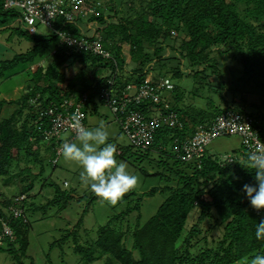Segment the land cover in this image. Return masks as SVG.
<instances>
[{"label": "trees", "instance_id": "trees-1", "mask_svg": "<svg viewBox=\"0 0 264 264\" xmlns=\"http://www.w3.org/2000/svg\"><path fill=\"white\" fill-rule=\"evenodd\" d=\"M92 3L98 11L93 20L97 25L95 30L110 58L90 52L67 54L64 47H58L51 54L57 36L52 33L31 35L19 26L15 31L31 43L30 47L0 60L1 84L19 72L30 74L22 95L10 101L16 108L0 121V177L4 176L6 182L15 177L9 175V171L12 164L22 161L21 154L27 163L39 166L36 174L29 166L21 168L18 175L27 173L29 177L21 179L23 184L17 195L0 203V232L3 220H8L13 231V238H4L0 250L8 251L18 260L27 246V216L37 209L44 213L61 201L65 206L71 197H78L48 182V186L54 187V195L43 205L37 206L31 201L34 183L44 174L45 158L38 144L45 143V149L53 152L62 134H70L69 140L76 137L71 131H63L45 139L44 131L50 127V117L45 111L60 110L72 95L78 100L87 92L83 106L85 123L84 108L99 94L101 87L109 85V78L114 79L117 90H122L129 83L137 85L145 80L157 83L165 77L171 81L188 77L192 78V84L187 93L192 98L203 97L205 105L196 108L187 104L186 91L173 84L162 96L165 91L170 93L165 97L169 104L167 109L177 112L182 128L159 126L148 149L129 145L117 152L125 160L132 157L147 161V169L133 161L130 163L145 179H153L155 183L143 192L134 188L126 192L116 202L122 205L121 210L115 212V207H111L113 215L97 228V237L92 243L83 246L73 237L74 252L82 257L84 264L102 257L103 264H250L256 254H264V240L255 238L256 224L264 220V210L254 209L243 191L244 184L257 183L256 169L250 166L248 152L243 147L238 155H232L231 162L208 155L206 151L199 159L183 161L177 157L174 139L181 141L196 128L208 126L226 108L244 111V105L227 103L228 81L235 85L231 93L239 95L237 100L232 97L231 102H247L241 90L248 91L259 99L258 104L251 105L264 112V0H104L101 4L92 0ZM15 18V11L4 9L0 0V31L7 29ZM173 31L177 32L176 36L172 35ZM125 44L128 57L123 50ZM218 45L224 47L217 51L219 54L233 61H243L239 77L224 78L216 61L218 48H213ZM43 58L48 60L46 64H34ZM76 62L81 67L67 80L61 69ZM31 65L36 67L30 72ZM149 74H152L151 79L147 80ZM214 76L218 77L215 82L210 80ZM206 90L218 92L223 107L216 105L212 96H203ZM6 103L0 99V109ZM138 108L145 115L150 114L146 105ZM260 124L264 136V115ZM54 160L47 158L46 162ZM156 192L166 196L143 224L137 222L139 213L132 230L114 225L133 211L140 212L142 199ZM20 195H25L21 202L24 217L13 218L9 206ZM95 198L97 196L89 197L80 220L67 229L63 240L81 224L88 204ZM195 208L197 221L187 228L188 215ZM204 220L209 221L205 229L199 226ZM215 228H221L222 233L211 242L207 233ZM129 240L130 246H127Z\"/></svg>", "mask_w": 264, "mask_h": 264}, {"label": "rangeland", "instance_id": "rangeland-1", "mask_svg": "<svg viewBox=\"0 0 264 264\" xmlns=\"http://www.w3.org/2000/svg\"><path fill=\"white\" fill-rule=\"evenodd\" d=\"M94 1L99 2L100 4L104 2V0ZM93 5L95 7L94 3ZM73 11L75 24H65L66 26L64 25L63 29L69 32L73 37H79L81 34L86 36L92 35L94 26L91 27V24L94 23V15L97 14L98 11L95 9L94 14L89 13L85 8H73ZM56 25L59 26L60 23L57 22ZM17 27H19V24L16 19H13L7 29L0 31V60L9 59L14 53L25 52L30 47L31 43L15 31V28ZM38 33L45 34L47 33V29L39 26ZM176 33V31H173L172 35L176 36ZM213 48H218L215 50L216 61L218 63V67L221 68L223 72L224 78L229 80L230 78L233 79L239 77L241 68L243 67V61L240 62L239 59L233 61L230 57H224L222 54H219L217 51L224 50L223 46L218 45L213 46ZM123 50L127 55L128 45H123ZM36 62L37 64L44 65L46 64L45 62H48V60L43 58L41 60H36L34 64H36ZM35 67L36 65H31L29 71L31 72V70ZM80 67L81 64L76 62L73 65L62 68L61 70L64 71L65 77L68 80L75 76ZM26 72L27 71H22L9 77L5 82H3V84H1L2 81L0 80V99L7 101V103L0 109V121L7 118L16 108V105L11 104L10 101L18 99L22 95L24 91L23 89L28 83L27 80L30 81L28 79L30 74L28 75ZM150 75L152 74L147 76V80L151 79ZM217 78L218 77L214 76L211 77L210 80L215 82ZM171 82L186 91L185 97L187 98V104H193L196 108L205 105L203 97L198 96L192 98L190 93H187V89L190 87V84H192V78L189 79L188 77H183L181 79H172ZM228 86L229 91H227V103L229 102L235 106L244 105V111L252 114L261 121L264 112L251 105L253 103H259V99L256 94H252L248 91L247 93L246 91L241 90L243 95L246 96L247 102L236 101L233 103L231 102L232 97H235L237 100L239 95L231 93L235 88V85L231 81H228ZM169 94L170 93L168 91H165L163 95L166 97ZM203 94V96H212L216 105H222L221 100L218 98V92L215 93V91L206 90ZM221 107H223V105ZM84 111L86 114V128L94 129L102 122L105 129L109 133L108 142L116 146L117 161L126 163L128 170L138 177V183L135 185L134 189L137 192L148 190L152 186V183H155V181L150 178L145 179L141 172L130 163L133 161L147 169L148 162L145 160H133L132 157L125 160L117 155L118 149L129 147L130 143L127 136L120 129L112 112L100 99L99 94L93 97L92 101H90L84 108ZM75 138L76 137L69 140L70 134H62L53 152L45 149L47 147L45 143L38 144L40 147L39 152L40 154H43L45 158L44 174L41 176L40 180L34 183V187L31 191V194H33L31 201H33L37 206L43 205L54 195V187L48 186V182H53L59 186L61 190H64L67 193L76 194L78 197H71V200L67 202L65 206H63V201H61L60 205L56 203L47 208L44 213L42 210L37 209L34 214L27 216L29 228L27 233V246L24 254H21L20 252V257L17 260L8 251L0 250V264H84L82 257L78 253L74 252L75 243L72 238H77L78 243L83 246H86L88 243H92V241H94L97 237V228L105 225L107 220L113 215L114 211L119 212L121 210L122 205H118L117 203L113 204L98 197L91 189L90 181L88 183L81 181V172L83 171L81 166H79L76 162L65 160L61 155L62 144L64 142L75 141ZM57 149H60L59 153L56 152ZM242 149L243 146L239 137L231 135L217 137L212 140V142L206 146V153L218 158H224L230 155H238ZM20 158H22V161H20L17 165L12 164L10 168L9 175L13 174L15 176L11 181L6 182L4 181V176L0 177V203L4 199H10L12 196L17 195L18 190L23 184L21 179L29 177V174L27 173L21 176L18 175L21 168L29 166L32 168L33 174L38 172L39 166H35L23 160L24 154H21ZM47 158L55 159V162L47 163ZM149 171L152 172L153 170L149 169ZM43 182L46 183V185L43 186ZM64 182H67V186L63 185ZM91 195L97 196V198H95L92 203L88 204L90 206L85 212L81 224L76 227L74 233H71L68 239L63 240V236L68 232L67 229L70 230L71 227L76 226L77 221L80 220L82 211L86 209L88 203L87 200ZM165 196V193L161 192H156L152 196H145L142 199L140 212L133 211L130 215L124 216L119 221L115 222L114 225L117 223V225H120L125 230H132L139 213V220H137V222L139 225L143 224L156 211ZM112 206L115 207L114 211L111 210ZM196 210L197 209L195 208L189 213L187 218V228L197 221L198 210ZM208 223L209 221L204 220L199 226L205 229L207 228ZM221 233V228H215L209 231V233H207L208 240L211 242L216 240L221 236ZM126 244L127 246H130V240ZM16 247H18V244ZM134 254L136 255V253ZM103 263L104 258L102 257L101 259L88 264Z\"/></svg>", "mask_w": 264, "mask_h": 264}, {"label": "built area", "instance_id": "built-area-1", "mask_svg": "<svg viewBox=\"0 0 264 264\" xmlns=\"http://www.w3.org/2000/svg\"><path fill=\"white\" fill-rule=\"evenodd\" d=\"M2 6L4 9L15 11V19L27 33L34 35L38 33L39 26H42L47 29V33L57 36L56 43L50 50L51 54L55 53L58 47H64L67 54L90 52L110 58L109 51L101 46V37L95 30L97 29L95 22L91 24L94 26L93 34L89 36L81 34L79 37H73L63 29L67 23L75 24L73 8H85L89 13L94 14L95 7L92 0H2ZM57 22L60 23L59 26L56 25ZM108 84L100 88V99L115 115L132 147L148 149L159 126L182 128L177 112L167 109L168 101L162 96L164 90L173 88L169 78H162L157 83L146 80L137 85L129 83L122 90L114 87L113 78L108 79ZM87 97V92L83 93L78 100L75 95H72L63 102L62 109L45 111L50 117V127L44 131L45 139L58 136L63 131H71L76 136L77 122L85 127L83 106ZM142 105H146L150 110L149 115H145L138 108ZM158 105H162L161 108L157 107ZM260 125L259 119L252 114L235 110L233 107L226 108L216 115L208 126L196 128L181 141L174 139L177 157L183 161L199 159L212 140L231 135L239 137L249 156L264 155V136L261 135ZM59 151L60 149H57V153ZM223 159L231 162L233 156H226ZM63 185L67 186V182ZM24 198L25 195L15 197L13 204L9 206L13 218L24 217V208L21 205ZM1 227L0 244L6 237L13 238V231L8 220H3Z\"/></svg>", "mask_w": 264, "mask_h": 264}, {"label": "clouds", "instance_id": "clouds-1", "mask_svg": "<svg viewBox=\"0 0 264 264\" xmlns=\"http://www.w3.org/2000/svg\"><path fill=\"white\" fill-rule=\"evenodd\" d=\"M109 133L101 122L94 129L76 124V138L72 142H64L61 155L67 161L81 166V181L90 183L95 194L105 201L115 204L138 183V177L128 170L124 162L116 159V146L108 142ZM250 166L256 169L257 183L244 184L243 191L251 206L264 210V155H251ZM255 238L264 240V220L256 224ZM250 264H264V254H256Z\"/></svg>", "mask_w": 264, "mask_h": 264}]
</instances>
